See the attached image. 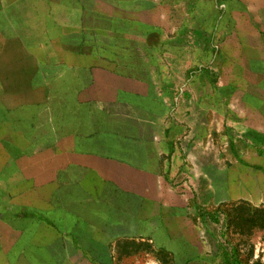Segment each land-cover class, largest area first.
Returning <instances> with one entry per match:
<instances>
[{"label":"crops","instance_id":"obj_1","mask_svg":"<svg viewBox=\"0 0 264 264\" xmlns=\"http://www.w3.org/2000/svg\"><path fill=\"white\" fill-rule=\"evenodd\" d=\"M213 25L196 0H0L8 203L34 215L59 209L64 221L86 211L99 221L160 219L170 130L182 122L180 88L191 73L177 75L169 50L195 49ZM251 44L244 57L255 72L264 58L258 38ZM225 61L222 105L257 117L264 102Z\"/></svg>","mask_w":264,"mask_h":264},{"label":"rangeland","instance_id":"obj_2","mask_svg":"<svg viewBox=\"0 0 264 264\" xmlns=\"http://www.w3.org/2000/svg\"><path fill=\"white\" fill-rule=\"evenodd\" d=\"M196 6L214 25L195 49L169 50L180 59L177 75L188 66L191 73L180 88L182 122L170 130L164 214L99 221L86 211L64 221L59 209L47 217L24 213L2 189L0 264H264V104L256 102L257 117L233 116L216 82L230 59L264 102V63L253 72L244 57L258 38L264 58V0Z\"/></svg>","mask_w":264,"mask_h":264}]
</instances>
